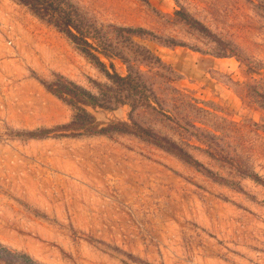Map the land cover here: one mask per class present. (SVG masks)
<instances>
[{"label":"rangeland","instance_id":"374dc122","mask_svg":"<svg viewBox=\"0 0 264 264\" xmlns=\"http://www.w3.org/2000/svg\"><path fill=\"white\" fill-rule=\"evenodd\" d=\"M65 1L137 82L135 109L87 111L136 135L55 131L75 111L44 83H111L0 0V245L34 264H264V0Z\"/></svg>","mask_w":264,"mask_h":264},{"label":"trees","instance_id":"16d2710c","mask_svg":"<svg viewBox=\"0 0 264 264\" xmlns=\"http://www.w3.org/2000/svg\"><path fill=\"white\" fill-rule=\"evenodd\" d=\"M16 1L27 7L35 16L51 23L59 32L63 33L79 51L87 55L95 62V64L103 69L105 76L111 83L110 87L108 88H100V93L97 96L76 85L75 83L65 80L61 76H55L51 82L44 83L43 87L47 92L64 101L75 111L71 120L67 124L58 126L54 128V130L58 131L59 134L63 136H78L82 134H102L106 133L107 129L119 127L118 130H120V132L136 135V133H132L127 128L128 125L124 122L119 124L109 123L103 125L99 123L90 112L87 111L86 108L111 110L119 105H128L131 109H135L137 105L130 104V101L128 100L131 96H134V94H138L137 82L134 81L131 73H128L123 77L118 75L114 70L109 71L99 60V58L91 53L94 48L96 49V47H94V45L88 41L91 35L86 31L87 29H82L84 27H80L78 22H76L78 21L76 19V13L71 11V6L67 3V1ZM127 31L134 33L133 30ZM109 68L111 69L112 65H109ZM114 88L121 92L120 97H116L115 95L111 96V91ZM123 92H125V94ZM105 95H108V97L104 98ZM130 125L136 130H139L141 134L145 132L143 130L141 131L140 127L133 122H131ZM35 136H48V131H44V134ZM178 152L180 151L178 150ZM180 154L179 156H183V158L185 157L187 160L191 161L189 156H186L183 153ZM0 262L2 264H34L25 255L15 254L2 245H0Z\"/></svg>","mask_w":264,"mask_h":264}]
</instances>
